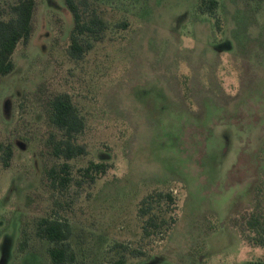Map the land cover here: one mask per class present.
<instances>
[{"label":"rangeland","instance_id":"374dc122","mask_svg":"<svg viewBox=\"0 0 264 264\" xmlns=\"http://www.w3.org/2000/svg\"><path fill=\"white\" fill-rule=\"evenodd\" d=\"M16 1L0 0V19ZM35 1L31 34L0 76V143L13 148L10 165L0 164V264L13 262L20 214L50 205L39 188L43 108L62 92L84 121L77 140L87 151L69 161L73 171L89 160L112 164L71 190L74 264L121 253L125 264L263 259L264 246L239 229L264 183V1L217 0L209 15L198 0H76L85 20L97 14L106 26L98 41L81 38L91 46L80 58L66 51L73 20L64 0ZM155 190L176 199L169 229L168 214L138 213ZM19 264L41 261L27 253Z\"/></svg>","mask_w":264,"mask_h":264},{"label":"trees","instance_id":"16d2710c","mask_svg":"<svg viewBox=\"0 0 264 264\" xmlns=\"http://www.w3.org/2000/svg\"><path fill=\"white\" fill-rule=\"evenodd\" d=\"M262 2L264 0H247ZM35 0H17L10 6L12 17L0 19V76L9 74L14 68L12 54L17 45L26 42L32 31V16ZM72 15V27L68 33L66 51L72 58H80L90 48V43H83V36L101 39L106 28L104 21L97 14H91L85 20L76 0H64ZM217 0H198L196 10L214 15ZM216 27H219L215 23ZM43 112L48 135L43 139L40 152L42 173L39 188L47 192L50 205L41 213L19 216L18 237L13 250L12 264H19V258L27 253L39 256L41 264H74L75 255L69 243L71 225L65 214L71 209L70 195L73 188L92 185L96 179L105 175L112 167L106 161L89 160L86 165L73 171L70 160L86 154V145L78 142V135L84 131V121L76 111L70 98L65 93H55L44 104ZM13 148L10 142L0 143V164L3 168L10 165ZM250 208L241 215L244 227L239 230L251 232L249 240L253 244L264 246V183H259L252 194ZM177 203L171 191H153L143 196L138 203L141 216L159 211L168 214L167 229L176 221ZM148 225L156 229L159 224L152 218ZM148 229V228H147ZM148 235V230H145ZM133 256L143 255L142 251L129 250ZM125 254L108 264H125ZM248 264H264V258Z\"/></svg>","mask_w":264,"mask_h":264}]
</instances>
